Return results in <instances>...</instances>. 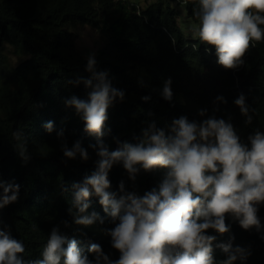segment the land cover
<instances>
[{
  "label": "trees",
  "instance_id": "16d2710c",
  "mask_svg": "<svg viewBox=\"0 0 264 264\" xmlns=\"http://www.w3.org/2000/svg\"><path fill=\"white\" fill-rule=\"evenodd\" d=\"M148 1L140 6L126 0H0V181L20 187L18 201L0 209V230L23 242L25 251L18 258L24 264L41 258L55 227L69 240L75 239L90 260L94 259L89 251L92 244L99 245L110 259L120 255L107 235L118 220L104 211L99 197L89 198L87 214L97 213L103 224L76 225L68 211L73 184L96 171L99 159L89 147L98 138L86 133L80 116L65 105L72 96L88 97L82 84L70 83L90 75L77 43L80 26H90L101 38L107 37L95 58L96 67L107 71L113 87L125 92L124 101L117 100L108 109L102 140L110 151L124 142L138 143L142 129L152 122L167 132L181 116L197 122L222 118L233 124L245 144L256 131L264 133V41L252 43L240 67L225 69L218 63L215 48L188 39L179 27L178 5L185 4L188 17L197 22L194 9L199 0ZM6 47L15 57L28 58L12 66ZM169 78L170 102L161 95ZM241 94L250 124L234 103ZM145 96L150 97L148 102L142 100ZM200 110H206L204 117ZM48 121L54 123L51 133L44 127ZM61 130L62 138L57 135ZM15 131L22 132L20 141L13 139ZM77 140L88 150L87 161L79 155L75 159L63 155L62 145L71 148ZM21 149L30 157L27 163L19 155ZM166 171H141L133 182L122 164L114 165L108 191L119 195L123 181L126 191L143 196L158 187ZM258 216L260 231L244 230L231 217H226L228 233L207 231L216 237V264L227 258L218 245L229 242L233 248L250 252L243 264H264V205L259 206Z\"/></svg>",
  "mask_w": 264,
  "mask_h": 264
},
{
  "label": "clouds",
  "instance_id": "9594fccd",
  "mask_svg": "<svg viewBox=\"0 0 264 264\" xmlns=\"http://www.w3.org/2000/svg\"><path fill=\"white\" fill-rule=\"evenodd\" d=\"M197 23L191 27L193 38L200 44L215 48L218 63L228 70L243 64L253 42L264 41V0H199L194 9ZM175 42V40L173 41ZM95 55L87 57L89 77L70 81L88 90L87 99L72 96L65 101L85 124V132L98 138L89 145L99 157L97 168L81 182L74 183L69 215L76 225L91 226L104 223L95 212L90 215L89 198L95 194L104 211L118 220L107 230L111 246L119 252L118 259H110L97 244L90 246L94 259L82 253L75 239L61 235L58 227L52 229L43 246L41 258L29 264H216L213 256L215 236L206 234L215 230L223 235L230 231L226 217L238 222L244 230L262 228L258 216L259 206L264 205V133L256 131L248 137L250 144L242 143L231 122L216 117L202 122L189 121L185 116L174 119L169 130L158 128L155 122L142 129V138L136 144L124 142L110 151L103 143L108 109L117 100L123 102L125 92L113 87L109 73L97 70ZM172 81H164L162 98H173ZM148 102L150 97H142ZM218 102L226 103L223 97ZM247 123L252 118L245 97L235 101ZM204 117L206 110H200ZM51 133L54 123L44 125ZM63 137V131L57 133ZM12 137L22 139V132ZM20 147L17 144V149ZM64 157L84 161L89 153L77 140L69 148L62 145ZM21 159H30L26 150H18ZM122 164L133 182L138 174L166 169L157 188L143 196L128 192L123 181L120 194L110 192L109 172L114 165ZM0 209L19 199L20 187L14 182L0 181ZM67 226V221L64 222ZM67 245V247H65ZM218 247L226 254L220 264H243L250 252L231 242ZM25 251L23 242L10 233L0 230V264H24L18 254Z\"/></svg>",
  "mask_w": 264,
  "mask_h": 264
},
{
  "label": "rangeland",
  "instance_id": "374dc122",
  "mask_svg": "<svg viewBox=\"0 0 264 264\" xmlns=\"http://www.w3.org/2000/svg\"><path fill=\"white\" fill-rule=\"evenodd\" d=\"M131 2V4H139L140 6H145L146 0H128ZM178 10L180 11V15L178 18V24L181 30L183 31L184 35L188 39H196L193 38L191 27L193 24L197 23L193 20H191L188 17L187 10L185 4L181 3L178 5ZM76 34L78 36V47L80 51L83 53L85 58L88 56L94 54L95 58L98 54V50L102 49L105 44L107 43V37L103 36L102 38L99 36L98 32L91 28L90 26H80L79 29L76 30ZM9 57L10 62L12 66H16L20 64L24 59L28 58V56L25 57H15L11 49L6 47L4 51ZM238 264V263H236Z\"/></svg>",
  "mask_w": 264,
  "mask_h": 264
},
{
  "label": "crops",
  "instance_id": "0c3cea01",
  "mask_svg": "<svg viewBox=\"0 0 264 264\" xmlns=\"http://www.w3.org/2000/svg\"><path fill=\"white\" fill-rule=\"evenodd\" d=\"M126 1H128V0H126ZM153 0H149L147 3H150V2H152ZM129 2V1H128ZM129 3H131V2H129ZM134 4H136L135 2H133ZM145 5H146V2H145Z\"/></svg>",
  "mask_w": 264,
  "mask_h": 264
},
{
  "label": "built area",
  "instance_id": "2783aa9c",
  "mask_svg": "<svg viewBox=\"0 0 264 264\" xmlns=\"http://www.w3.org/2000/svg\"><path fill=\"white\" fill-rule=\"evenodd\" d=\"M122 1H124V0H122Z\"/></svg>",
  "mask_w": 264,
  "mask_h": 264
}]
</instances>
